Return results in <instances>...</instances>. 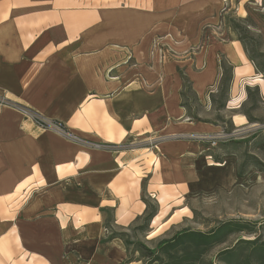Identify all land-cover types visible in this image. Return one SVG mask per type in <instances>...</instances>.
I'll use <instances>...</instances> for the list:
<instances>
[{
    "label": "crops",
    "instance_id": "1",
    "mask_svg": "<svg viewBox=\"0 0 264 264\" xmlns=\"http://www.w3.org/2000/svg\"><path fill=\"white\" fill-rule=\"evenodd\" d=\"M226 1L0 0V264H132L112 233L142 219L145 201L157 207L147 237L188 212L220 165L198 136L222 127L182 106L183 81L208 113L224 58L235 128L246 87L264 99L239 40L194 46L197 23Z\"/></svg>",
    "mask_w": 264,
    "mask_h": 264
},
{
    "label": "rangeland",
    "instance_id": "2",
    "mask_svg": "<svg viewBox=\"0 0 264 264\" xmlns=\"http://www.w3.org/2000/svg\"><path fill=\"white\" fill-rule=\"evenodd\" d=\"M196 30V47L215 41L239 40L248 58H252L251 62L258 67V70L255 69L256 74L264 78V0H228L212 14L201 19ZM221 64L227 77L230 72L227 61L222 58ZM228 94L229 88L224 94L219 91L213 94V107L206 113L186 89L185 103L193 109V115L217 122L226 135L210 151L220 161V165L211 164L213 169L204 172L201 182L186 197L183 203L188 212L183 210L179 215L187 213L188 216L177 215L173 219H180L176 224L170 225L168 229H161L162 231L156 228L158 234L154 237H147L153 227L143 217L124 232L128 241L141 242L153 248L160 240L180 229L208 231L228 220L255 222L256 233L233 234L226 244L233 243L238 238L251 239L258 234L264 238V150L255 147L256 137L253 136L262 130L260 139L264 142V99L261 98L258 86H249V92L245 91L238 111L253 119V122L247 120V124L235 128L231 123L233 111L225 107ZM233 130L236 132L231 134ZM255 159L262 163V170L253 165ZM239 168L243 169L242 176L237 174ZM150 205L151 208L156 207L155 203ZM130 249L132 250L131 246ZM212 255L213 252L207 258ZM128 257L136 260L138 253L129 252ZM132 264L141 263L139 261Z\"/></svg>",
    "mask_w": 264,
    "mask_h": 264
},
{
    "label": "trees",
    "instance_id": "3",
    "mask_svg": "<svg viewBox=\"0 0 264 264\" xmlns=\"http://www.w3.org/2000/svg\"><path fill=\"white\" fill-rule=\"evenodd\" d=\"M250 60H253L249 57ZM258 70V67L255 66ZM263 71V70H260ZM183 91L181 92L182 106L188 111L189 107L185 103L186 89L192 99L197 102L190 85L187 87L183 81ZM231 83V68L226 77L223 72L220 81L219 92L224 94ZM187 87V88H186ZM186 88V89H185ZM249 92V87H246ZM224 106V103L222 104ZM247 120L253 122L248 117ZM262 130L253 134L256 137L255 147L264 150V142L260 139ZM253 165L262 170V163L255 159ZM239 176L243 175V169L237 171ZM147 213L144 218L146 223L151 221L157 211V207L151 208L149 202L145 201ZM237 233H256L255 222L247 220H228L220 222L208 231L183 228L174 232L170 237L160 240L153 248L144 243H133L128 241L123 232H113V237L123 240L127 251L137 252L136 260L128 257L127 263L139 262L141 264H264V238L258 234L254 238H238L233 243L226 244L228 238ZM132 247V250L130 249ZM215 249V251H213ZM211 258H207L211 253Z\"/></svg>",
    "mask_w": 264,
    "mask_h": 264
},
{
    "label": "built area",
    "instance_id": "4",
    "mask_svg": "<svg viewBox=\"0 0 264 264\" xmlns=\"http://www.w3.org/2000/svg\"><path fill=\"white\" fill-rule=\"evenodd\" d=\"M155 46L156 44L154 45V47ZM21 112L23 113V115H25V117L32 119L41 128L53 130L64 137H71L70 133L66 131V129L63 127V125L60 122L45 119L39 113L26 108H21ZM225 137L226 135L223 133H218L216 135L198 136L199 139L209 141L211 146H214L219 139H224Z\"/></svg>",
    "mask_w": 264,
    "mask_h": 264
}]
</instances>
